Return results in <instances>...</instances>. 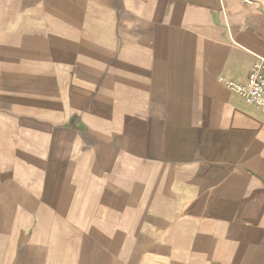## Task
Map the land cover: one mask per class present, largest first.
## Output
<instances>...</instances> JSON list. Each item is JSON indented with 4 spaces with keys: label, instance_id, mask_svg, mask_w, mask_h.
Wrapping results in <instances>:
<instances>
[{
    "label": "crops",
    "instance_id": "0c3cea01",
    "mask_svg": "<svg viewBox=\"0 0 264 264\" xmlns=\"http://www.w3.org/2000/svg\"><path fill=\"white\" fill-rule=\"evenodd\" d=\"M264 0H0V264H264Z\"/></svg>",
    "mask_w": 264,
    "mask_h": 264
},
{
    "label": "built area",
    "instance_id": "2783aa9c",
    "mask_svg": "<svg viewBox=\"0 0 264 264\" xmlns=\"http://www.w3.org/2000/svg\"><path fill=\"white\" fill-rule=\"evenodd\" d=\"M225 87L246 104L264 111V59H256L244 83L226 81Z\"/></svg>",
    "mask_w": 264,
    "mask_h": 264
}]
</instances>
